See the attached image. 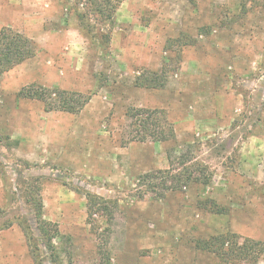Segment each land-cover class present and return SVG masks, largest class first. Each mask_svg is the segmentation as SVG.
Here are the masks:
<instances>
[{"label": "rangeland", "instance_id": "374dc122", "mask_svg": "<svg viewBox=\"0 0 264 264\" xmlns=\"http://www.w3.org/2000/svg\"><path fill=\"white\" fill-rule=\"evenodd\" d=\"M5 28L37 51L0 76L1 224L13 223L0 264H228L196 242L264 244V7L0 0ZM156 74L163 87L136 84ZM28 88L89 102L47 112ZM136 109L162 112L167 141H134ZM37 199L59 231L56 263ZM256 254L230 264H264Z\"/></svg>", "mask_w": 264, "mask_h": 264}, {"label": "trees", "instance_id": "16d2710c", "mask_svg": "<svg viewBox=\"0 0 264 264\" xmlns=\"http://www.w3.org/2000/svg\"><path fill=\"white\" fill-rule=\"evenodd\" d=\"M243 10H247L248 6L251 7H264V0H240ZM35 42L24 35L14 32L11 29H3L0 32V76L12 69L13 67L33 58L36 55ZM155 78L138 77L136 84L138 86H144L147 88L163 87L164 82ZM55 92L52 91H40L32 88L24 89L20 92L24 98L39 100L44 103L47 112L61 111L67 113L77 114L85 107L89 102V99L81 94H69L63 92L58 97H53ZM158 116H160L158 118ZM161 111L136 109L132 110L130 118L132 119L133 127V139L134 141L145 142L149 137L156 141H167V128L164 126L166 120L162 118ZM155 175L147 174L144 176L146 180L153 178ZM191 180V178H189ZM199 181L197 178L193 182ZM208 184V180L202 182ZM95 199V197H94ZM33 205L34 216L38 226V232L40 235L41 243L45 249L49 252L53 262H57V248L54 240L59 238V231L54 230L51 225L45 222L43 218V203L37 199ZM205 206L208 203H204ZM97 206V205H96ZM4 211L0 209V232L4 229L13 226L11 221H7L1 224V219L4 216ZM26 229H29L28 227ZM26 232V236H27ZM30 237H28L29 239ZM32 239V238H30ZM196 248L200 251L211 253L219 258H222L225 262L230 264L233 261H237L240 258L249 257L250 251L255 250L257 254L253 257L257 260L261 254L264 253V244L258 242H252L250 240H244L240 243V237L236 234H221L217 236H211L206 240H198L196 242ZM259 254V256H258Z\"/></svg>", "mask_w": 264, "mask_h": 264}]
</instances>
